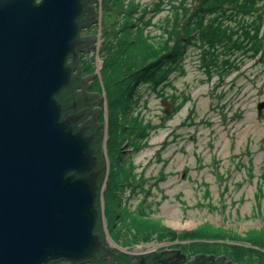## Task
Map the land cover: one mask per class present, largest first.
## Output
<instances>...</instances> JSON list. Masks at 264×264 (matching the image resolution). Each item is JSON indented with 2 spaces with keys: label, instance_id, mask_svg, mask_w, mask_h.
Masks as SVG:
<instances>
[{
  "label": "rangeland",
  "instance_id": "obj_1",
  "mask_svg": "<svg viewBox=\"0 0 264 264\" xmlns=\"http://www.w3.org/2000/svg\"><path fill=\"white\" fill-rule=\"evenodd\" d=\"M204 2L93 3L97 20L83 28L81 35H96V39L94 47L80 54L78 63L82 65V78L95 73L88 81V91L103 97L100 121L107 136L105 188L111 189L104 191L103 197L110 198L114 211L105 213L111 218L119 215L127 222V234L132 229L137 231V225L140 234L156 236L159 233H152L155 225L188 230L209 224L264 241V110L260 116L256 110L257 104L264 102V0L249 4L245 0H226L218 19L225 32L222 47L207 45L201 37L202 29H197L200 33L188 42L184 58L174 63L167 81L157 88L158 93L152 92L148 83L138 85L124 118L108 107L102 72L106 60L118 53L122 38L130 33L137 35V28L152 41L155 37L166 38L163 28L168 18L174 17L176 10L180 17L185 16L181 5L196 13L204 8ZM231 7L237 12L229 10ZM217 14L206 13L205 20ZM184 19L179 20L180 24ZM163 101L169 105L168 114L164 113ZM115 118L130 126L121 137L114 133L109 138ZM141 130L147 137L141 138L137 147L129 146ZM111 139L113 143L108 145ZM113 170L119 172L121 181L109 182ZM217 237L211 238L214 244L228 248L239 262L252 257L251 250L259 254L253 255L256 260L252 262L264 264V243L259 242L260 247L245 242L237 245L230 243L232 235Z\"/></svg>",
  "mask_w": 264,
  "mask_h": 264
},
{
  "label": "water",
  "instance_id": "obj_2",
  "mask_svg": "<svg viewBox=\"0 0 264 264\" xmlns=\"http://www.w3.org/2000/svg\"><path fill=\"white\" fill-rule=\"evenodd\" d=\"M37 1L0 0V264H109L107 158L93 146L96 132L84 135L90 124L76 129L87 111L68 114L60 96L76 79L68 56L75 63L84 38L96 39L79 33L97 20L93 4V22L82 18L97 0Z\"/></svg>",
  "mask_w": 264,
  "mask_h": 264
},
{
  "label": "trees",
  "instance_id": "obj_3",
  "mask_svg": "<svg viewBox=\"0 0 264 264\" xmlns=\"http://www.w3.org/2000/svg\"><path fill=\"white\" fill-rule=\"evenodd\" d=\"M225 1L226 0H205V2L203 3L204 6H202L205 9L200 8L196 13L194 12V9L188 10V8L181 5L182 7L180 9L184 11V15L186 17L183 15L180 17V12L176 10L174 17L170 16L168 18L165 27L163 28L165 31L164 33L168 35V37L166 38L155 39V37L152 41L150 38L148 39L146 36L143 35L142 29L139 30L138 28L137 35L130 33L128 37L122 38V41L118 43V53L116 55L110 56V58L106 60L102 72V77L104 80L105 87L107 89L109 99V110L111 111L112 109V111H116L117 114L121 115L122 118H124V116L127 115V112H130L129 109L131 99L133 97L132 94L135 92L138 85L148 83L150 90L154 93H158L157 88L162 85L165 81H167L169 74L173 70L174 63L177 62L178 64V62L182 61V59L184 58V54L186 51L184 49L188 42L194 38L193 36H196L200 33V30L197 29H202L201 37L204 39L203 41L207 45H209L210 47H222L221 42L225 39V32L222 29V22H220L218 19L222 17L219 12H221L220 9L225 8L223 6ZM245 1L248 4L253 3V0ZM117 4L118 3L115 1L114 5ZM229 10L237 12V10L232 7ZM215 12H217L219 15L217 14L215 18H212L210 20H205L206 13L212 14ZM199 14H201V16ZM183 17L185 18L183 24H180L179 20L181 18L183 20ZM131 19L132 18H130V24H133V21ZM210 21L212 22L211 25L208 24ZM130 27L132 26L130 25ZM248 35L250 34L247 33V36ZM255 36L257 37L256 34ZM255 36L253 38L254 40H256ZM176 37L177 40L173 41L172 38ZM170 42L173 43L170 44ZM254 46L256 45L254 44ZM231 47L236 48L234 44H232ZM237 50H242V48L239 46ZM165 64L168 66H163ZM170 66H172V68H170ZM67 94L63 93V95ZM118 126L120 127V130L118 129ZM129 126L130 124L127 125L123 122H119L116 120L114 129H112V132L109 133V138H111L110 136L114 133L116 136L121 137L123 135V132L126 131L127 127ZM118 131H120V133H117ZM144 137H147V135L145 134V131L141 130V133H139L136 137L132 138V141L128 142L129 146L132 145L137 147L139 145V140ZM122 141H124V139ZM134 141H138V144H135ZM112 143L113 142L111 139L108 142V145H111ZM112 174L113 176L109 179V182L111 180L112 182H116L117 180L121 181L118 171L113 170ZM120 186H125V184H122ZM110 190H108L107 188L105 192ZM103 199H105L106 201L105 209L110 210L111 213L114 212L111 207V203L108 200L110 198L107 196L105 198L103 197ZM116 205L118 208L119 203H117ZM135 227L138 231V235L136 236V241H138L141 235L139 228L140 226L137 225ZM152 229V233H159L158 236L156 235V239L158 241L163 240L164 236L168 233L171 235H174L175 233L174 231L166 229L162 225H155L152 227ZM223 230V227L216 228L215 226L209 224H202L198 225L195 231H192L191 233H186L185 235H197L201 238L216 239L218 238L217 236L219 234H223L224 236L232 235L231 238L233 242H245L249 243L250 245L259 247V242L264 243V241L259 237H249L247 235L245 237H242L231 229H225L224 231L227 230L225 233H222ZM147 236L149 237V239H152L154 235L148 234ZM242 250L245 251L244 249ZM249 251L252 254V257L254 254H258V252H252L251 250Z\"/></svg>",
  "mask_w": 264,
  "mask_h": 264
},
{
  "label": "flooded vegetation",
  "instance_id": "obj_4",
  "mask_svg": "<svg viewBox=\"0 0 264 264\" xmlns=\"http://www.w3.org/2000/svg\"><path fill=\"white\" fill-rule=\"evenodd\" d=\"M93 2L94 1H91L89 4L85 5V13L82 16L84 22L88 25L91 21L93 22V8L91 6ZM81 32L82 30H80L79 37L84 38ZM84 39H87L90 43L82 50L77 51V55L79 53V56L92 48L94 39ZM73 63L71 57L68 56L67 64L74 65L75 69L72 76L76 77V79L72 81L71 86L61 91L60 96L66 98V101L72 105V110H70L68 114L81 110L87 111L86 117L76 126V129L90 124V128L86 130L84 135L96 132L99 140H97L93 146L96 148L98 147L96 151L98 154L105 151L104 145L107 139L106 128L103 126V122L100 121V108L103 104V97L98 92L92 90L88 91L87 82L94 77L91 79H83L80 76V73L83 71V69H81V64L78 63L77 59L75 63ZM63 93L68 94L63 95ZM121 149H123V147H121ZM104 155L106 157L105 153ZM105 186L106 180H104L102 186L103 191L100 200L103 209L102 232L105 240V248L111 252V255L99 254L102 255L101 262L105 261L109 264H120V262L124 264H135L143 258L145 259V264H254L252 261L256 259L251 257H245V259L248 260L239 262L237 257L227 251L228 248L215 245L212 239L201 238L197 235H185L186 233L195 231L197 226L185 230V228L181 226L166 225V227L163 225L166 229L174 231V235L168 233L164 236L163 240L158 241L156 239L158 235L149 239L147 233H145L141 234L138 241H136L138 232L135 231V229L129 230L127 234V227H125V223L127 222L120 220L119 215H115L114 218H111L105 213L107 210L103 203V192L107 190ZM117 228L118 230H116ZM230 243L240 244L238 242ZM55 264H69V262L60 261ZM95 264H99V262Z\"/></svg>",
  "mask_w": 264,
  "mask_h": 264
}]
</instances>
